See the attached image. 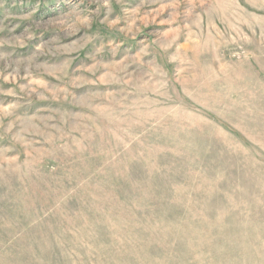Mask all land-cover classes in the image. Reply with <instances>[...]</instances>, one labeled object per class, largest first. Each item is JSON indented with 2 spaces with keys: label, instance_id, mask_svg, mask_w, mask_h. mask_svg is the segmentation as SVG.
<instances>
[{
  "label": "rangeland",
  "instance_id": "374dc122",
  "mask_svg": "<svg viewBox=\"0 0 264 264\" xmlns=\"http://www.w3.org/2000/svg\"><path fill=\"white\" fill-rule=\"evenodd\" d=\"M0 264H264V0H0Z\"/></svg>",
  "mask_w": 264,
  "mask_h": 264
}]
</instances>
